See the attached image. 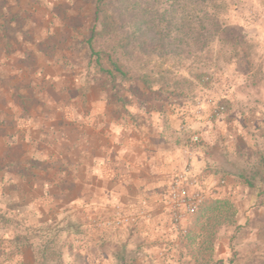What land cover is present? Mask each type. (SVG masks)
<instances>
[{
  "label": "rangeland",
  "instance_id": "1",
  "mask_svg": "<svg viewBox=\"0 0 264 264\" xmlns=\"http://www.w3.org/2000/svg\"><path fill=\"white\" fill-rule=\"evenodd\" d=\"M137 1L150 43L117 3L130 79L112 89L86 48L96 0H0V206L24 221L0 223V264H37L38 250L49 264H264V0H225L219 10ZM140 134L150 143L156 134L171 154L167 202L187 172L204 201L233 203L211 258L205 246L184 245L198 211L175 226L169 209L141 221L119 207H70L100 184L90 173L96 152L128 155L121 147Z\"/></svg>",
  "mask_w": 264,
  "mask_h": 264
},
{
  "label": "trees",
  "instance_id": "2",
  "mask_svg": "<svg viewBox=\"0 0 264 264\" xmlns=\"http://www.w3.org/2000/svg\"><path fill=\"white\" fill-rule=\"evenodd\" d=\"M198 5H205L210 10H219L227 8L225 0H193ZM117 3H121L131 11V19L134 21L132 26L138 33H142L147 43H150L148 32L143 31L144 26L149 22L141 13L140 5L137 0H96L95 18L90 29L91 35L86 41L89 51V63L96 75L106 77L108 87L115 89L117 86L126 83L130 79L129 71L122 59L123 53L129 46L130 39L125 34V17L122 10H118ZM196 5V7L198 6ZM137 13V14H133ZM129 22V21H128ZM28 99L22 97V104L25 111L29 112L30 106ZM11 209L0 206V223L11 224L15 227H23V222L10 214ZM236 210L233 203L227 199L211 198L203 202L195 215L188 233L185 236V248L192 251L193 247L198 244L199 247L205 246L209 249L211 258L212 246L218 229L222 226L230 225L234 222ZM209 234V236H207ZM210 241L205 242L204 237ZM21 237V238H19ZM18 242H24L27 246L33 244L22 236H17ZM37 264H49L46 250H38ZM59 260V264H62ZM125 264V263H124Z\"/></svg>",
  "mask_w": 264,
  "mask_h": 264
},
{
  "label": "crops",
  "instance_id": "3",
  "mask_svg": "<svg viewBox=\"0 0 264 264\" xmlns=\"http://www.w3.org/2000/svg\"><path fill=\"white\" fill-rule=\"evenodd\" d=\"M147 136L140 134V137H137L132 144L128 139L121 147L126 154H132L137 148L139 154L135 155L136 157L120 154L121 152L111 150V147H108L107 153L102 155L103 149L100 148L92 157L93 164L90 171L91 178L96 179L100 184L91 191L90 201L85 194L79 192L70 207L82 208L91 203L97 207H105L106 215L114 211L115 207H119L129 217L141 221L163 218L162 213L168 212L169 209L168 195L164 196L165 186L169 183V173L173 169V166H169L170 170H168L164 161L169 160L168 157L171 154L167 156L168 153H165L166 149L161 146L159 136H157L159 140H156L158 139L156 134L153 135L155 139L151 143ZM91 153L95 154V148H92ZM193 168L195 173L200 172V157H195ZM61 179L60 184L66 178ZM75 219L84 227V217Z\"/></svg>",
  "mask_w": 264,
  "mask_h": 264
},
{
  "label": "built area",
  "instance_id": "4",
  "mask_svg": "<svg viewBox=\"0 0 264 264\" xmlns=\"http://www.w3.org/2000/svg\"><path fill=\"white\" fill-rule=\"evenodd\" d=\"M198 180L187 172L178 175L169 190V211L175 226L183 224L194 215L204 201V196L196 190ZM124 220L111 222L110 226L120 227ZM186 232V231H185Z\"/></svg>",
  "mask_w": 264,
  "mask_h": 264
}]
</instances>
